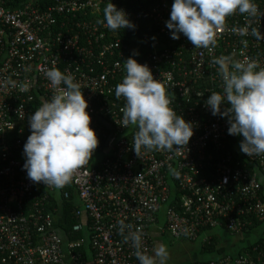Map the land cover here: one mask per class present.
Returning a JSON list of instances; mask_svg holds the SVG:
<instances>
[{"label":"built area","instance_id":"built-area-1","mask_svg":"<svg viewBox=\"0 0 264 264\" xmlns=\"http://www.w3.org/2000/svg\"><path fill=\"white\" fill-rule=\"evenodd\" d=\"M37 1L8 7L0 0V264H68L65 251L78 261L75 250L85 240L94 264H139L126 239L131 232H140V250L150 255L153 226L173 240L200 237L205 242L215 229L243 234L252 220L260 225L252 231L257 236L249 248L218 254L204 264H264V154L247 156L236 144L231 154L227 118L211 115L205 105L211 92L222 93L215 58L229 56L235 62H255V71L264 69V38L252 35L256 29L264 36V0H252L255 15L237 11L225 17L223 27L215 30V45L202 49L182 34L170 38L165 21L172 0H156L147 14L159 24V35L170 39L157 47L110 38L109 29L94 21L109 0H50L45 7ZM114 5L135 22L145 16ZM122 50L148 66L164 87L169 107L192 124L193 135L183 149L133 151L138 129L122 126L125 101L108 100L115 81L125 75L123 62L130 56ZM51 68L79 84L89 127L98 139L90 160L62 188L33 182L22 169L28 117L64 88L50 84L45 72ZM97 117L111 125V134ZM12 132L17 136L9 142ZM56 191L65 199L73 191L77 199L72 230L84 231L77 241H64L58 232V210L48 201ZM119 221L131 228L121 233Z\"/></svg>","mask_w":264,"mask_h":264},{"label":"clouds","instance_id":"clouds-1","mask_svg":"<svg viewBox=\"0 0 264 264\" xmlns=\"http://www.w3.org/2000/svg\"><path fill=\"white\" fill-rule=\"evenodd\" d=\"M255 15L257 7L252 0H172L169 19L165 26L170 38H187L194 48L202 49L215 45V30L223 27L225 17L234 12ZM104 24L109 30L134 28L122 9L107 3L103 10ZM245 35V29H233ZM252 35L264 38L256 29ZM154 39V37H153ZM222 76V93L211 92L205 101L211 115L227 118V134L241 136L240 151L247 156L264 154V69L255 71V62H235L229 56L215 58ZM231 64L233 71H229ZM125 75L115 86L116 99L123 97L121 109L122 126L134 125L138 129L133 138V151L141 149L173 151L183 149L193 135L192 124L186 122L170 107L165 89L155 80L146 64H138L131 56L123 62ZM58 94L51 100H43L28 117L30 135L23 145L25 157L22 169L33 182L62 188L70 182L74 170L83 167L98 145V139L89 127L90 117L85 111L87 102L79 84L72 75H65L56 68L45 72ZM229 106L221 110V105ZM175 146V147H174ZM226 181V178H225ZM120 232L131 225L118 222ZM134 252L139 264H166L168 250L157 244L152 255L141 249V234L130 233Z\"/></svg>","mask_w":264,"mask_h":264},{"label":"trees","instance_id":"trees-1","mask_svg":"<svg viewBox=\"0 0 264 264\" xmlns=\"http://www.w3.org/2000/svg\"><path fill=\"white\" fill-rule=\"evenodd\" d=\"M115 3L123 8L128 9L131 12L134 13H140V14H145V16H142L140 19H138L137 22L133 21L130 17L128 19L132 22V24L135 25L134 28H125V29H118L116 31H110L107 33V35L112 39L115 37L120 38L122 41H124L125 44L129 45L131 40L134 39L137 42H143L140 44H144L143 46H159L162 41H170V39L167 40V37L164 35H159V24L154 22L151 18L147 16L149 13L151 6L156 2V0H113ZM22 0H4V3L8 7H19L22 5ZM41 5L43 4L44 7L47 5V3L50 2V0H38ZM113 3V4H115ZM88 17V16H87ZM89 18V17H88ZM103 20V14L98 15L97 19L94 20ZM98 24V23H97ZM72 28H76L75 26H71ZM72 33H75L76 29L71 30ZM158 33V36L156 35ZM144 36H147V41L144 39ZM154 37V39H153ZM147 42V43H146ZM130 47V46H129ZM131 49V48H130ZM124 55L126 57H129L131 53H128V50H122ZM116 84L120 83V81H115ZM113 82V83H115ZM202 87L206 86V83H200ZM113 95V96H112ZM115 94H111L108 97V100H112L115 96ZM109 105V101L107 103ZM227 107L229 106L228 104L226 105ZM111 108V107H110ZM8 141L12 142L17 136V132H12L8 134ZM228 135V134H227ZM241 136H232L228 135V140L226 141V146L227 149L230 151L231 154L235 155V148L234 145H239V138ZM236 141V142H235ZM264 187V184H263ZM68 190H71L70 187H68ZM70 192V191H69ZM263 198L264 192L262 189V193L260 194ZM48 201L50 203V206L56 207L58 210V218H57V227H58V232L61 235L62 239L67 242H74L82 237H84V231H73L72 227L76 223V218L74 216V210L77 206V199L75 198L74 192L71 191L69 194V198L65 199L63 198L62 192L61 191H56L54 193L49 194ZM260 223H258L256 220H252L251 225L245 226L242 228V233L244 235H247L251 233L255 227H258ZM152 238H153V233L151 232ZM160 235H166V234H160ZM168 236V235H167ZM249 236V235H248ZM168 238H170L168 236ZM172 239V238H170ZM200 241V252L202 253H214L217 252L220 254H225L223 249H216L217 246V239L215 236H211L207 241L203 242L202 239L199 237L197 240L194 241H188L187 242H195V241ZM243 242V241H242ZM250 244L252 242H245L243 244V247L238 249V251L247 249L250 247ZM154 249V248H153ZM153 252V251H152ZM152 252L150 255H152ZM75 253L80 255V258L83 255V248H77L75 250ZM232 253V252H231ZM79 258V260H80ZM211 259V258H210ZM206 260H195L189 264H204Z\"/></svg>","mask_w":264,"mask_h":264},{"label":"rangeland","instance_id":"rangeland-1","mask_svg":"<svg viewBox=\"0 0 264 264\" xmlns=\"http://www.w3.org/2000/svg\"><path fill=\"white\" fill-rule=\"evenodd\" d=\"M258 231V230H257ZM220 238L225 240V245L227 250L229 251H236L238 246L241 244L243 245L245 242H252L255 240L257 236V232H252L249 236L247 235L244 239V241H240L239 236H235L233 234H229L227 232H224L221 230ZM219 238V239H220ZM153 241H154V247L157 244H163L166 246L168 250V259L166 261V264H189L195 260H201L209 257L216 256L217 252L215 253H202L200 252V241L195 242H187L185 239H179V240H173L168 238L167 235H159L157 233H153ZM240 241V242H239ZM235 243V247L231 246L232 243Z\"/></svg>","mask_w":264,"mask_h":264},{"label":"crops","instance_id":"crops-1","mask_svg":"<svg viewBox=\"0 0 264 264\" xmlns=\"http://www.w3.org/2000/svg\"><path fill=\"white\" fill-rule=\"evenodd\" d=\"M151 232L152 233H157L159 235L161 234L159 232V230L156 227H154V226L152 227ZM220 232H221L220 229H215V230H212V231L208 232L207 236H210V237L211 236H215L216 239H217L216 249H221L222 248L223 251H224V253H229L231 251L230 250L228 251L227 250L228 247L226 248V246L228 244H230L231 242H229L227 245H225V240H223V239L220 238V235H221ZM235 236H239V239L238 240L244 241V239H245V237L247 235L237 234ZM198 244L200 245V243H198ZM231 246L235 247V243L233 242L231 244ZM241 246L243 247V245L241 244L240 246H238V248H237L236 251H238V249L241 248ZM81 248H83V255L80 258V260H78V261L71 259L70 255L67 253V251H65V259H66V261H67L68 264H94L93 259H92V253H91L90 248L88 246L87 240H85L84 245ZM199 249H200V247H199ZM236 251H234V252H236ZM234 252L232 251V253H234ZM216 254L218 255L219 253H216ZM210 258H213V257L205 258V259H202V260H206V259H210Z\"/></svg>","mask_w":264,"mask_h":264},{"label":"water","instance_id":"water-1","mask_svg":"<svg viewBox=\"0 0 264 264\" xmlns=\"http://www.w3.org/2000/svg\"><path fill=\"white\" fill-rule=\"evenodd\" d=\"M97 119L103 126H105L109 130V132L111 134V132H112L111 125L105 119H103L102 117H97Z\"/></svg>","mask_w":264,"mask_h":264}]
</instances>
